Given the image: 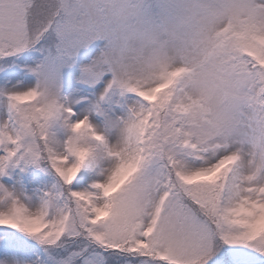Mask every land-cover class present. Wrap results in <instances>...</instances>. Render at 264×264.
Returning <instances> with one entry per match:
<instances>
[{
  "label": "snow or ice",
  "instance_id": "6c2138e0",
  "mask_svg": "<svg viewBox=\"0 0 264 264\" xmlns=\"http://www.w3.org/2000/svg\"><path fill=\"white\" fill-rule=\"evenodd\" d=\"M0 264H264V0H0Z\"/></svg>",
  "mask_w": 264,
  "mask_h": 264
}]
</instances>
